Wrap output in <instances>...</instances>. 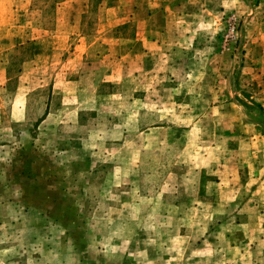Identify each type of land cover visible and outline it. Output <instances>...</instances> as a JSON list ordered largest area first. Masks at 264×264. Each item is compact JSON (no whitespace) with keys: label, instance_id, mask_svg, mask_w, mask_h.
Instances as JSON below:
<instances>
[{"label":"rangeland","instance_id":"374dc122","mask_svg":"<svg viewBox=\"0 0 264 264\" xmlns=\"http://www.w3.org/2000/svg\"><path fill=\"white\" fill-rule=\"evenodd\" d=\"M0 264H264V0H0Z\"/></svg>","mask_w":264,"mask_h":264}]
</instances>
